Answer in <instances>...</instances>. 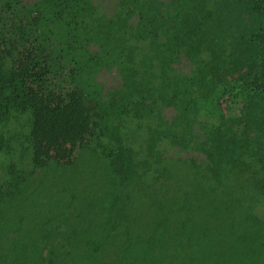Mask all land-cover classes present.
Here are the masks:
<instances>
[{"label": "trees", "instance_id": "16d2710c", "mask_svg": "<svg viewBox=\"0 0 264 264\" xmlns=\"http://www.w3.org/2000/svg\"><path fill=\"white\" fill-rule=\"evenodd\" d=\"M0 264H264V0H0Z\"/></svg>", "mask_w": 264, "mask_h": 264}, {"label": "rangeland", "instance_id": "374dc122", "mask_svg": "<svg viewBox=\"0 0 264 264\" xmlns=\"http://www.w3.org/2000/svg\"><path fill=\"white\" fill-rule=\"evenodd\" d=\"M44 143L43 142H39L38 145H37V148H38V152H43L44 151Z\"/></svg>", "mask_w": 264, "mask_h": 264}]
</instances>
